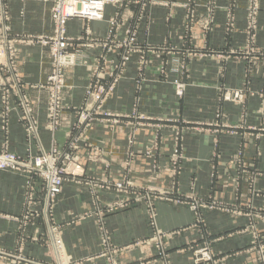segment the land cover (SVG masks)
Returning a JSON list of instances; mask_svg holds the SVG:
<instances>
[{"label":"rangeland","instance_id":"1","mask_svg":"<svg viewBox=\"0 0 264 264\" xmlns=\"http://www.w3.org/2000/svg\"><path fill=\"white\" fill-rule=\"evenodd\" d=\"M170 1L173 2L124 0L117 5H105L102 20L68 19L65 31L69 45L65 53L74 55L82 52L85 64L77 65L65 74L75 69H84L87 72V83L80 105L67 104L65 96L66 93L69 94L71 85L65 75L63 89L57 97L58 102L56 101L58 107L53 111L52 94L57 83L50 81L53 77L51 45L43 42L53 34L55 24L50 12L53 3L39 0H0V132L4 139L0 145V157L12 156L17 160L13 167L4 165L0 172L13 173L22 180L20 213L18 217H10L17 225L15 237L10 248L0 249V263L76 264L66 252L63 238L66 223H60L56 219L55 211L61 200L64 185L82 183L89 187V206L75 219H95L100 249L98 258L104 257L109 264L115 263L118 248L114 246L105 219L116 211L131 207H142L148 227V236L134 245L152 248L153 263H174L170 250L182 228L160 227L159 207L164 204L185 207L192 214L193 223L190 227L196 228L200 238L198 242L194 241L187 246L189 264H218L224 260L223 256L215 253L213 241L209 239L204 218V215L209 213L218 217L227 216L231 220L230 225L240 218H246L245 227L238 233L248 236V244L247 248L238 253L244 254L245 261L250 264H264V237L260 234L261 230L256 228L257 221L260 222L264 218V207L251 204L253 198L261 196L264 199V192L257 189L258 179L264 178V173L256 170L255 164L257 160L263 161L261 141L264 137V127L250 126L249 119L257 118L262 110L261 107L252 109L248 103L250 99L264 101V88L258 91L252 89L256 75L264 71V38L261 45L258 42V34H264V19L260 23L264 8L261 7V0H246L245 7L240 6V0H225L223 6L219 5V0H207L201 6L197 4V0H185L181 4L176 3V0ZM27 2L35 3L42 9L43 14L39 17L42 24L40 34L16 31L12 27L11 11L15 7L12 3H17L20 7ZM155 7H169L172 10L166 13L165 26H170L173 21L180 19L183 29L180 31L178 44L164 40L165 42L152 45L146 41L149 37V25L154 17L152 9ZM176 10L182 11L180 18ZM24 15V9L20 8L19 18L23 19ZM73 21L84 23L83 32L78 35L69 33L68 25ZM111 21L114 22L113 25L110 24ZM241 21L245 23L243 30L237 26ZM93 22H104L106 33L102 36L94 34L88 27ZM197 26L200 29L196 30ZM217 27L222 28L220 43L217 44V41L209 46L206 42L203 45L195 42L198 33L201 34V39H205L207 35L214 33ZM140 34H143L146 40L139 43ZM241 34L243 39L235 38ZM132 36L134 37L130 41ZM32 44L40 47L41 54L50 56V71L37 83H29L22 78L17 72V61L14 60L19 52L18 46L32 47ZM1 57L6 58L7 62H2ZM205 60L212 61L211 121L202 125H191L186 119L182 120L176 110L163 118L150 117L142 111V93L147 85L165 87L168 92L167 99L181 101L193 86L194 64L203 63ZM131 64L135 72L131 78L134 88L132 104L125 113L112 111L107 108V102L117 86L126 79V72ZM235 70L239 71L240 77L229 85L227 77ZM102 87L104 92H101ZM86 88L91 94L84 92ZM43 91L46 92L45 130L53 137L58 131L66 129L63 143L58 144L52 138L47 149L40 144L41 127L36 112V107L42 103V99L33 100L37 95L35 93L43 94ZM95 94L101 96V101L92 103L91 96ZM90 105L100 109L96 112L91 110L90 119L81 125L78 117ZM228 105L232 108L227 109ZM18 110V121L25 139V149L22 153L12 151L9 143L10 121L13 113ZM66 112H73L75 115L73 123L68 127L62 126V115ZM118 127H122L126 133L124 167L119 178L106 175L102 179L96 176L92 169L102 163L99 152L102 151L103 142L94 144L91 132L98 128L111 133ZM143 130L150 132L152 140L148 145L139 146L137 140ZM192 132H210L212 136L206 159L209 165L206 175V179H209V192L206 195L197 191L198 183L195 177L188 179L184 186L180 183V175L190 157L187 135ZM223 137L231 138L233 142L228 143ZM226 143L229 144V156L224 159ZM164 146L170 149L167 168L160 165L161 155H165ZM135 150L152 161L153 176L156 181L161 182L156 183L152 190H127L134 184L130 178V170L136 159L132 156L133 153L137 154ZM202 153L200 151L199 154ZM64 154H68L70 159H66ZM205 155L206 153L202 154ZM47 157L53 161L51 168L54 165V168L62 171L63 176L60 192L55 198H48L45 175L48 170ZM103 161L104 165H109L106 160ZM38 162L41 163V169L36 167ZM84 167L90 171L89 174L85 173L86 170L79 172ZM161 170H165L164 174H161ZM163 181L169 183L167 188L160 186ZM104 185L115 190V194H120L121 197L113 200L115 202L103 205L102 194L99 193L101 189L94 190L92 187ZM118 185L121 190L116 188ZM218 187H229L230 201L213 195V190ZM242 190L250 197L249 203L241 202ZM125 195L130 201L123 198ZM74 222L69 221L71 225ZM33 230L40 233L34 236V232L31 234ZM34 243L44 247L47 258L24 253L25 248ZM238 253L234 252L233 255Z\"/></svg>","mask_w":264,"mask_h":264},{"label":"crops","instance_id":"2","mask_svg":"<svg viewBox=\"0 0 264 264\" xmlns=\"http://www.w3.org/2000/svg\"><path fill=\"white\" fill-rule=\"evenodd\" d=\"M161 2L170 0H158ZM185 0H176V3H184ZM207 0H197V4L200 6L205 4ZM219 5L223 6L225 0H219ZM11 15L13 18L12 27L16 31H21L33 35L40 34L42 30V24L39 21V17L43 14L42 9L35 3L27 2L24 5H16L12 3ZM246 0H240V6L245 7ZM23 6V7H22ZM261 7L264 8V0H261ZM20 8L24 9V18H19ZM169 7H155L152 9V23L149 25V37L146 38L143 34L138 36L139 43L148 41L150 44H160L169 40L174 43L179 42L180 31L183 26L180 24V19L173 21L170 26H165L166 13L171 12ZM178 17L181 15V10H176ZM199 12L202 13V10ZM242 16L243 13L241 12ZM165 18V19H164ZM264 14L260 15V23L263 22ZM222 26V25H220ZM239 29L243 30L245 23L239 22L237 25ZM85 25L80 21H73L68 25V31L71 35H78L84 29ZM89 29L97 35H104L106 33V24L104 22H93L88 25ZM144 27V26H143ZM142 27V28H143ZM200 29L198 26L195 28ZM142 30V29H141ZM220 30V31H218ZM221 27H217L214 33L207 35L205 39H201V34L198 33L195 42L198 44H204L205 42L211 46L212 43H220L222 41ZM244 37L242 34L237 35L235 38L240 40ZM264 38V34L260 32L258 34V42L261 45ZM137 40V41H138ZM18 54L14 60L17 61V72L29 83H37L42 81L50 71V56L48 54H41V49L37 45L32 47L18 46ZM1 61H6V58L1 57ZM133 65L131 64L126 72V79L121 82L120 85L115 89L111 99L107 102V108L112 111H118L125 113L128 111L132 104L134 88L132 86L131 78L134 76ZM87 72L84 69H75L67 73L66 77L69 84V94L66 93L65 101L67 104L73 106H79L83 89L87 83ZM239 71L231 73L227 77V83L232 85L236 78H239ZM193 86L188 89L186 95L181 101H177L174 98H166L167 90L165 87L158 85H147L142 93L143 99L141 100V109L150 117H166L170 112L176 110L182 120H187L191 125H202V123L212 120V61L205 60L203 63L194 64L193 69ZM264 88V71L257 74L253 83V90H260ZM35 93L37 94L33 100H41L37 109V116L39 125L41 127L40 132V144L44 149L49 148L52 138L56 143L62 144L65 139L66 129H62L55 133L53 137L45 130L46 125V111H45V99L46 92ZM142 98V97H141ZM44 100V101H43ZM251 100V101H250ZM249 106L252 109H259L261 107L262 112L256 117L249 119L250 126L253 127H264V101L258 99H250ZM36 104V103H35ZM228 108H232L230 105ZM19 110L14 112L10 121V134L9 143L12 151L22 153L25 149L24 133L21 128V124L18 121ZM75 115L73 112H66L62 115V126L68 127L73 123ZM104 129V128H103ZM91 133L92 141L97 143L102 141L99 156L102 158L101 164L93 168V173L100 177L105 178L106 175H110L112 178H119L124 167L123 162L126 157V133L122 127H118L116 131L108 132L95 128ZM125 135V136H124ZM188 149L190 153L189 162L185 164L182 174L180 175V183L182 186L185 185L188 179L195 177L199 194L206 195L209 192L208 180L206 175L208 174L209 165L207 162L208 151L210 150V140L212 138L210 132H192L187 135ZM137 140L138 145H148L152 140V135L148 130L140 132V136ZM224 141L232 143L233 139L223 137ZM3 135L0 132V145L2 143ZM263 143V161H256V170L264 173V137L261 141ZM225 146V157L229 156V144ZM141 148V147H140ZM232 147H230L231 149ZM165 155H161L160 165L162 168H167V155L170 150L167 146H164ZM162 150V151H163ZM136 151V150H135ZM141 151V150H140ZM200 151L206 153L205 156L199 154ZM137 152V151H136ZM140 152L133 153L132 156L136 159L130 170V178L134 184L133 187L127 188L133 189L138 188L139 191L146 192L152 190V187L156 183H161L155 180L153 176L152 161L147 159L145 155ZM167 153V154H166ZM106 160L109 165H104ZM86 170V174L90 171L87 167L80 170V173ZM165 170H161V174H164ZM161 176V175H160ZM155 177V178H154ZM162 178H160V181ZM257 189L264 192V178L258 179ZM94 184V183H92ZM102 184V183H100ZM21 185L22 180L19 176L10 172H0V249L11 247L13 238L15 237L17 225L10 220V217H18L21 209ZM164 188L169 186L167 181H163L162 185ZM94 190L100 188L99 193L102 194V204L106 205L111 202H115L120 194H115V190L103 187H92ZM89 187L85 184L66 183L63 188L62 197L59 201L55 217L60 223L70 224L69 221H75L74 224L68 226L64 225L63 238L66 247V252L70 258L76 264H109L104 257H99V240L98 231L95 219L84 218L79 221L75 219L77 215H80L89 206V195L87 192ZM120 193V192H118ZM128 193V192H127ZM230 189L229 187H218L217 190H213V195L216 198H220L225 201H230ZM125 195L123 198L130 199ZM258 197V196H257ZM264 198V196H262ZM250 197L246 195V192L242 190L241 202L243 204L249 203ZM117 201V200H116ZM252 205L258 207H264V199L259 196L253 198ZM130 205V203H129ZM160 217L159 225L163 229H176L182 228V232L175 237V245L170 250L173 256V264H189V254L187 246L193 244L194 241H199L200 235L196 228L190 227L193 223L192 214L185 207L174 206L172 204H164L159 207ZM205 221L207 222V228L209 232V239L213 241V248L216 254L224 257L222 263L218 264H250L244 259V254L238 253L247 248L248 236L239 234L238 232L245 227L246 218H240L235 224H229L231 220L227 216L218 217L215 214L209 213L204 215ZM105 224L108 231L112 235V241L114 246L117 247V253L114 264H158L153 263V249L145 246H136L135 242L142 240L148 236V227L146 224V217L142 207H131L129 209L120 210L107 216ZM257 230H261V236L264 237V218L260 222L257 221ZM34 236L40 233L38 230L32 231ZM203 235V234H202ZM30 245V244H29ZM187 249V250H186ZM234 252L238 253L233 255ZM24 253L31 255L46 257L44 253V247L38 243L27 246ZM0 264H8L1 262Z\"/></svg>","mask_w":264,"mask_h":264},{"label":"built area","instance_id":"3","mask_svg":"<svg viewBox=\"0 0 264 264\" xmlns=\"http://www.w3.org/2000/svg\"><path fill=\"white\" fill-rule=\"evenodd\" d=\"M43 2H52L53 7L51 8V17L54 20V30L53 34L49 37H46V39L43 40L47 44L51 45V57L53 62V77L50 79V81L57 83L56 88L53 90L52 94V110L54 111L56 107H58V95H60V92L63 89V83H64V76L66 75L65 72L67 70H70L74 68L77 65H83L85 64V57L82 52H77L74 55H68L65 53L69 38L66 35L65 31V24L66 21L70 18H86V19H92V20H102L103 19V13L105 10V5L112 4L117 5L124 0H39ZM113 21L110 22V24L113 25ZM134 36L130 38V41L133 39ZM85 93L91 94L90 90L86 88L84 90ZM101 92H104V88H101ZM93 94V93H92ZM92 103L101 101V96L99 94L92 95ZM103 101V100H102ZM102 103V102H101ZM90 105L87 109H84L79 117L78 120L80 121V124H85L86 121H88L91 117L90 112L91 110L96 112L100 108L98 106ZM64 157L66 159H70V156L68 154H64ZM16 158L12 156H2L0 157V168L11 166L16 164ZM46 162L48 164V170L45 172V175L47 176V186H48V198H55L60 192L62 183H63V176L61 174L62 171H58V169L51 168L52 159L50 157H47ZM41 163H36V167L41 169ZM65 172V171H64ZM118 190H121V186H116Z\"/></svg>","mask_w":264,"mask_h":264}]
</instances>
